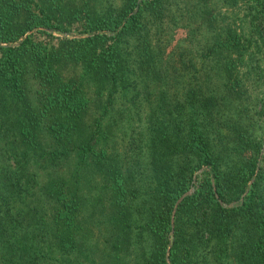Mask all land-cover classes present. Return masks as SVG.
<instances>
[{"label":"trees","instance_id":"trees-1","mask_svg":"<svg viewBox=\"0 0 264 264\" xmlns=\"http://www.w3.org/2000/svg\"><path fill=\"white\" fill-rule=\"evenodd\" d=\"M0 264H264V0H0Z\"/></svg>","mask_w":264,"mask_h":264},{"label":"rangeland","instance_id":"rangeland-1","mask_svg":"<svg viewBox=\"0 0 264 264\" xmlns=\"http://www.w3.org/2000/svg\"><path fill=\"white\" fill-rule=\"evenodd\" d=\"M105 1V0H102ZM169 30L167 31V39L170 37L169 42L166 46H164V53H170V52H175V50H178V48L183 47L184 45L187 44L188 37L186 36V32L184 27L178 25L175 27H168ZM169 33V34H168ZM117 107V104H114L111 109H108L107 112L105 113L104 117L102 118V127L106 128L108 124L110 123V115L115 111V108ZM137 117V113H136ZM135 118V117H133ZM104 128L101 129V131L97 134L99 141L102 140H109L110 137L112 136L111 134L108 133V136L104 137L103 136V130ZM127 128V127H126ZM129 129L121 130V131H115L113 135V139L115 141V145L117 146L118 149L124 148L127 146V136L123 134V131L127 132ZM189 189V188H188Z\"/></svg>","mask_w":264,"mask_h":264},{"label":"water","instance_id":"water-1","mask_svg":"<svg viewBox=\"0 0 264 264\" xmlns=\"http://www.w3.org/2000/svg\"><path fill=\"white\" fill-rule=\"evenodd\" d=\"M190 190H191V188L187 189L184 193H187V192H189ZM184 193H183V194H184Z\"/></svg>","mask_w":264,"mask_h":264}]
</instances>
